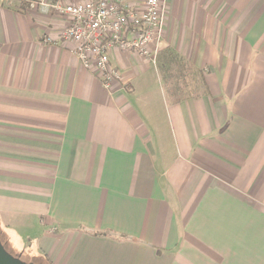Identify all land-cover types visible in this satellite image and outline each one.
Returning <instances> with one entry per match:
<instances>
[{"label":"crops","instance_id":"1","mask_svg":"<svg viewBox=\"0 0 264 264\" xmlns=\"http://www.w3.org/2000/svg\"><path fill=\"white\" fill-rule=\"evenodd\" d=\"M167 3L183 80L114 49L107 89L67 17L0 0V239L24 261L264 264V0Z\"/></svg>","mask_w":264,"mask_h":264},{"label":"built area","instance_id":"2","mask_svg":"<svg viewBox=\"0 0 264 264\" xmlns=\"http://www.w3.org/2000/svg\"><path fill=\"white\" fill-rule=\"evenodd\" d=\"M30 9L69 19L60 33L73 53L105 88L120 80L111 64L114 49L134 50L153 63L163 35L168 0H24Z\"/></svg>","mask_w":264,"mask_h":264},{"label":"trees","instance_id":"3","mask_svg":"<svg viewBox=\"0 0 264 264\" xmlns=\"http://www.w3.org/2000/svg\"><path fill=\"white\" fill-rule=\"evenodd\" d=\"M158 58V68L162 73L163 79L172 80L175 84L178 83L179 80H183L185 76L183 72L185 70L188 71L190 68L189 64L171 49H165Z\"/></svg>","mask_w":264,"mask_h":264},{"label":"water","instance_id":"4","mask_svg":"<svg viewBox=\"0 0 264 264\" xmlns=\"http://www.w3.org/2000/svg\"><path fill=\"white\" fill-rule=\"evenodd\" d=\"M0 264H34L22 260L19 256L10 253L3 245L0 239Z\"/></svg>","mask_w":264,"mask_h":264},{"label":"rangeland","instance_id":"5","mask_svg":"<svg viewBox=\"0 0 264 264\" xmlns=\"http://www.w3.org/2000/svg\"><path fill=\"white\" fill-rule=\"evenodd\" d=\"M188 78H190V77H186V79L185 80H189ZM3 239V238H2ZM3 242H4V239H3ZM8 251H10V253H12V254H14V252H13V250H9V248H8ZM22 259V258H21ZM23 260V259H22ZM27 261V260H26Z\"/></svg>","mask_w":264,"mask_h":264}]
</instances>
